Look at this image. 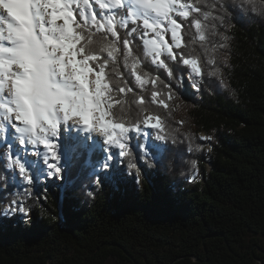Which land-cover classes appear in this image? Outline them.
Here are the masks:
<instances>
[{"label": "snow or ice", "instance_id": "6c2138e0", "mask_svg": "<svg viewBox=\"0 0 264 264\" xmlns=\"http://www.w3.org/2000/svg\"><path fill=\"white\" fill-rule=\"evenodd\" d=\"M240 4L241 12L264 15L255 0ZM225 5L226 0H0V190L5 199L13 197L5 215L27 216L24 197L33 188L46 191L49 181L63 192L75 190L80 173L73 171L84 156L93 191L127 179L121 158L134 149L138 158L150 157L159 173L176 139L151 106L170 111L177 95L174 67L195 77L221 74L216 53L228 47L222 42L228 37L219 28L234 7ZM196 45L206 60L193 55ZM227 59L226 53L220 56L224 65ZM146 62L162 70L167 82L145 71ZM94 153L102 154L95 163ZM134 179L139 186L138 174Z\"/></svg>", "mask_w": 264, "mask_h": 264}, {"label": "trees", "instance_id": "16d2710c", "mask_svg": "<svg viewBox=\"0 0 264 264\" xmlns=\"http://www.w3.org/2000/svg\"><path fill=\"white\" fill-rule=\"evenodd\" d=\"M228 5L219 28L228 47L216 53L221 74L174 67L170 111L151 106L176 139L164 168L156 173L134 149L121 158L127 179L93 191L81 157L75 190L52 181L46 191L31 189L27 216L5 215L13 197L0 190V264H264V15L241 12L240 0ZM193 55L207 59L198 45ZM144 70L167 82L147 62ZM198 169L203 179L190 181Z\"/></svg>", "mask_w": 264, "mask_h": 264}, {"label": "bare ground", "instance_id": "6f19581e", "mask_svg": "<svg viewBox=\"0 0 264 264\" xmlns=\"http://www.w3.org/2000/svg\"><path fill=\"white\" fill-rule=\"evenodd\" d=\"M188 78H189V81L192 83V79H191L190 74H188ZM192 86H194V87L197 88V90H198V87H196L194 84H192ZM30 158H32V157H30ZM197 178H200V177H196V174H195V175H193V176L191 177L190 181H193V180H195V179H197ZM6 208H8V205L6 206Z\"/></svg>", "mask_w": 264, "mask_h": 264}, {"label": "rangeland", "instance_id": "374dc122", "mask_svg": "<svg viewBox=\"0 0 264 264\" xmlns=\"http://www.w3.org/2000/svg\"><path fill=\"white\" fill-rule=\"evenodd\" d=\"M193 89H196V90H197V88H195L194 86H193ZM200 135H201L202 137L205 136V134L202 133V132L200 133ZM207 167H208V166H207ZM195 174H196V177H200L201 180L203 179L199 169L197 170V172H196ZM57 188H58V187H57ZM6 209H7V208H6ZM5 211H6V210H5Z\"/></svg>", "mask_w": 264, "mask_h": 264}, {"label": "clouds", "instance_id": "9594fccd", "mask_svg": "<svg viewBox=\"0 0 264 264\" xmlns=\"http://www.w3.org/2000/svg\"><path fill=\"white\" fill-rule=\"evenodd\" d=\"M255 3H256L260 8H264V0H255Z\"/></svg>", "mask_w": 264, "mask_h": 264}]
</instances>
